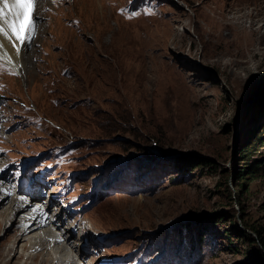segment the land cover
Returning a JSON list of instances; mask_svg holds the SVG:
<instances>
[{
  "label": "rangeland",
  "instance_id": "obj_1",
  "mask_svg": "<svg viewBox=\"0 0 264 264\" xmlns=\"http://www.w3.org/2000/svg\"><path fill=\"white\" fill-rule=\"evenodd\" d=\"M61 1L71 9L72 0ZM207 1L117 0L131 36L151 39L153 28L172 26L177 46L138 48L130 35L121 42L122 29L65 18V41L53 28L44 45V35L35 37L36 61L47 68L39 66L40 78L10 68L0 75V184L10 183L9 199L30 195L45 200L47 214L60 212L51 232L63 229L80 261L262 264L243 229L246 220L264 226V178L249 180L237 198L232 173L241 144L264 128V54L222 53L206 33ZM258 14L244 24L259 26ZM146 15L148 26L137 24ZM234 58L248 61L228 66ZM152 64L158 70L146 71L147 81ZM6 213L0 243L9 235Z\"/></svg>",
  "mask_w": 264,
  "mask_h": 264
},
{
  "label": "bare ground",
  "instance_id": "obj_2",
  "mask_svg": "<svg viewBox=\"0 0 264 264\" xmlns=\"http://www.w3.org/2000/svg\"><path fill=\"white\" fill-rule=\"evenodd\" d=\"M262 2L264 3V0ZM117 4V0H72L71 6L77 7V11H74L72 17H68L67 15L71 13L72 7L64 12L63 1L38 0L33 13L36 30L30 42L21 46L19 41H16L15 37H13L15 41L14 47L13 42L0 36V43L3 44V48H0V75L5 77L4 72L10 68L13 73H18L21 78H25L24 74H26L29 79L34 78V80H36L40 78L39 73L41 69L38 71L39 66L43 70H47V68L45 65L43 66L36 61L38 54L36 52L35 40H39V38L44 35L42 39L44 45V41H48V36H50L45 35L46 30L48 28H53L51 36L55 34L65 41L71 36V31L67 29V25L63 23L65 18L74 21L81 20V18V21L85 19L84 27L86 29L92 27V22H96L97 25L99 24L98 26L101 27L100 30L108 29V31L112 30L117 32V30L122 29L125 41L122 39L121 42L123 44H129V21L126 20L128 11L124 10V8H122V11ZM206 4L210 6L207 14L210 19H207V23L211 28L207 29L206 33L209 36H216L217 42L224 44V47L221 48L222 53L226 52L227 54L229 53L230 55L236 56H243L246 52L252 55H257L258 52L264 54V47H261L257 40L259 39V33H262L261 37L264 36V4L258 9L256 8L258 4L257 0H208ZM240 5L245 6V8L249 10H244L243 7H240L243 9L238 8ZM46 8H50V11H45ZM82 8L83 11L80 12ZM235 9L244 11L238 12L234 11ZM255 9L258 10V13L261 15L258 19L260 24L256 28L252 25L253 23H249V25L244 24L246 17L251 13L253 14ZM54 12L58 13L56 17L59 18H53L55 22L53 26V19L51 20V18ZM228 13L230 14L228 15ZM43 15L48 16L49 20L42 21ZM149 18H151V16L146 15L140 18L137 24L143 25L142 23H144L145 27H147V20H149ZM214 30H216L217 33H215ZM114 32H112L113 35L117 36V33L122 31H118L117 33ZM174 32L175 29L172 26H161L160 29L155 27L151 30V39H143L139 34H134L133 32L132 36H130L131 40L134 41L135 44H138V48L145 46L150 47L160 43L166 44L167 41H172V43L177 46L179 43L178 35ZM159 35L163 38H160ZM77 36L79 37L78 34L76 37ZM35 37L37 38L35 39ZM16 47L20 48L19 55L16 54ZM123 47L125 48V46ZM131 48H129V50ZM133 54L134 57L138 56L137 53L133 52ZM246 61H248V59L240 61L234 58L229 62L227 61V65L230 66L234 64L238 66ZM35 67L37 68L36 70ZM144 70V76L147 75L146 71H149L153 75V73L158 70V67L154 64L151 66L147 65ZM10 78L13 77L10 76ZM150 78L151 75L146 76L147 81L150 80ZM9 184L6 182L5 184H0V210L1 208L7 210L5 214L6 221L4 223H6V231L7 234H9L6 236V241L4 240L3 243H0V264H33L35 262H37V264H87L86 261H80L78 256L80 254H78L79 252H77L76 249H70L71 247L69 245L71 244L68 243L67 236H62L63 229L58 231L55 230L58 233L60 232L59 236L55 237V235L52 234L51 229L57 226V224L55 226V223L59 222L57 219H61L59 216L60 212L57 213L54 211V215L47 214V204L44 202L45 200L36 199L30 201V195L20 194L19 200L9 199L10 192L8 190L11 189H8ZM73 225L74 223L69 221L65 227H68L69 232H72L74 230ZM86 225L87 224L82 225V228ZM58 233L56 235H58ZM82 241L84 240H75L74 246L82 243ZM61 253H64L66 257L64 258ZM37 258L38 260H36Z\"/></svg>",
  "mask_w": 264,
  "mask_h": 264
},
{
  "label": "trees",
  "instance_id": "obj_3",
  "mask_svg": "<svg viewBox=\"0 0 264 264\" xmlns=\"http://www.w3.org/2000/svg\"><path fill=\"white\" fill-rule=\"evenodd\" d=\"M262 147L264 148V128L260 133H256L250 142L241 144L240 155L232 173V177H235V186L239 188L235 191L237 198L241 194V188H244V191L250 190L249 180L264 178V154L260 152ZM225 183L228 190L233 193L229 182ZM239 202L242 206V202ZM243 232L252 241L257 259L264 264V226L252 225L246 220ZM241 264H250V262L243 261Z\"/></svg>",
  "mask_w": 264,
  "mask_h": 264
},
{
  "label": "snow or ice",
  "instance_id": "obj_4",
  "mask_svg": "<svg viewBox=\"0 0 264 264\" xmlns=\"http://www.w3.org/2000/svg\"><path fill=\"white\" fill-rule=\"evenodd\" d=\"M38 0H0V36L21 46L30 42L35 34L36 25L33 13ZM11 33V34H10ZM0 48L3 44L0 43ZM20 48L16 47V54L19 55Z\"/></svg>",
  "mask_w": 264,
  "mask_h": 264
},
{
  "label": "water",
  "instance_id": "obj_5",
  "mask_svg": "<svg viewBox=\"0 0 264 264\" xmlns=\"http://www.w3.org/2000/svg\"><path fill=\"white\" fill-rule=\"evenodd\" d=\"M164 155H168V154H165V153H163ZM189 220V219H188Z\"/></svg>",
  "mask_w": 264,
  "mask_h": 264
}]
</instances>
